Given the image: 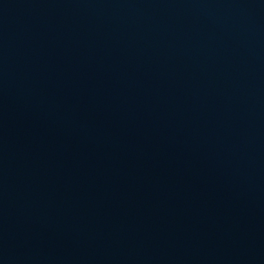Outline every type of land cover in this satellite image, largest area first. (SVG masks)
<instances>
[{
    "label": "water",
    "instance_id": "1",
    "mask_svg": "<svg viewBox=\"0 0 264 264\" xmlns=\"http://www.w3.org/2000/svg\"><path fill=\"white\" fill-rule=\"evenodd\" d=\"M0 264H264V0H0Z\"/></svg>",
    "mask_w": 264,
    "mask_h": 264
}]
</instances>
